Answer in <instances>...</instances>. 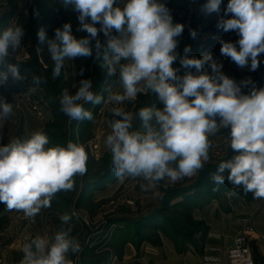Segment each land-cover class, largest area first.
<instances>
[{
	"label": "clouds",
	"instance_id": "9594fccd",
	"mask_svg": "<svg viewBox=\"0 0 264 264\" xmlns=\"http://www.w3.org/2000/svg\"><path fill=\"white\" fill-rule=\"evenodd\" d=\"M222 0H204V11H219ZM78 11L79 28L88 35L77 37L70 22H64L47 39L54 61L53 75H59L64 59L91 56L102 60L109 76L118 74L122 90L110 91L105 98L92 89L91 78H81L74 92L64 90L62 111L74 119H92L93 113L83 102L103 103L112 113L111 131L105 144L112 153L115 175L143 177L145 188H156L165 178L170 182L191 175L208 159L210 133L230 128L229 140L233 155L222 160L212 179H227L242 185L254 197H264V87L241 92L251 78L237 82L221 71L222 64L211 59V53L199 57L186 55L185 45L180 64L196 71L178 74L173 66L177 59L176 37L183 31L182 22H173L162 0H60ZM225 13L218 26L224 31L236 30L237 41L221 39L220 51L239 65L259 66L258 54L264 52V0H227ZM90 18V19H89ZM95 22H100L99 28ZM107 36L102 43L98 33ZM23 28L17 23L0 28V84L9 73L21 78L18 66L6 60L9 49L21 44ZM191 35L195 36L194 29ZM37 36L45 41L46 32ZM94 40V43H93ZM239 45V47H237ZM208 63L212 69L201 71ZM81 71H83L81 69ZM38 84L40 77H32ZM156 93L162 107L141 106L133 113L123 106L134 100L138 92ZM13 111V105L0 96V120ZM220 120L217 122L216 117ZM141 127H134V120ZM86 152L81 144L69 140L66 145H50L42 130L24 138L0 143V202L22 209L33 216L41 207H49L52 196L74 185L73 176L86 170ZM173 162L174 165H173ZM67 223L68 213L60 216ZM71 226L57 230L51 237L37 235L26 238L20 264H73L69 252H78L79 241L72 236Z\"/></svg>",
	"mask_w": 264,
	"mask_h": 264
},
{
	"label": "rangeland",
	"instance_id": "374dc122",
	"mask_svg": "<svg viewBox=\"0 0 264 264\" xmlns=\"http://www.w3.org/2000/svg\"><path fill=\"white\" fill-rule=\"evenodd\" d=\"M37 2L38 0H0V28L17 23L23 28L21 44L15 49H9V55L6 57L9 62L17 64L22 77L21 80H16L17 78L9 73V83H12L10 86L22 87L28 84L44 87V84L53 106L60 104L64 90L74 92L81 78H91L93 91L104 97L110 91L122 90L118 84V74L109 76L101 65L102 60L97 59L95 53L86 61L81 56L66 57L60 74L53 75L54 61L48 51L47 39L54 36L55 28L61 27L64 22H70L75 36L80 37L88 33L79 28V13L72 5L65 6L60 0H43L41 8L37 11ZM162 2L172 15L173 22L184 24L182 33L176 37L177 59L173 61L179 75L189 70L196 71L194 67L188 69L180 64V56L185 55V45H190L191 49L186 55L199 57L203 53H211V59L222 64L221 71L237 82L250 77L252 83L242 85V93H250L252 87H264V52L258 54L259 66L252 70L250 58L248 64L239 65L220 51L221 39L235 42L239 38L236 30L224 31L218 26L221 16L232 15L224 12L227 0H222L219 11L211 13L204 11V0ZM95 23L99 28L100 22ZM41 27L46 32L43 42L37 36ZM192 29L196 32L195 36L191 35ZM98 36L102 43H106L108 37L103 32H99ZM86 62L88 70L82 69ZM0 69L6 70V65L0 66ZM205 70L214 75L208 63L201 69ZM36 76L40 77L38 85L32 79ZM1 86L4 88V83ZM10 86L7 88L13 90ZM155 95L156 93L151 91L138 92L134 100L124 101L123 106L135 113L139 107L146 106L149 99ZM83 103L84 107L93 113L92 119H74L64 113L62 108H57L53 119L55 124L52 127L47 126L43 131L48 135L50 145H66L69 140L81 144L87 156L86 170L74 174L73 187L56 192L51 198L50 206L41 207L33 216H26L22 209H9L5 202H0V225L5 227L3 232H0V264H20L24 256L23 244L26 238L31 239L37 235L51 237L57 230L69 225L70 234L81 245L78 252L67 254L73 264H105L110 257L119 256L125 242L129 240L137 246L143 241L154 244V241L159 242V239L169 237L184 246L190 242L199 245V232L194 233L191 230L198 225L189 219L186 210L188 206L184 205L195 197L198 189L201 193L209 191L208 198L213 194L223 196L229 206L239 198L249 199L252 195L251 191L245 192L242 185L241 190L237 192L234 190L236 185L227 182V179L219 184L212 179V173L216 171L218 164L233 155L228 127H222L208 135V159L191 175L182 176L174 182L165 178L153 189L142 186L146 184L143 177L126 176L120 180L113 170L104 181L91 186L86 193H80L86 178L95 179L107 175L110 166L113 168L112 153L105 144V138L111 131L109 121L112 113L103 103ZM155 107H162V102L159 101ZM216 119L219 122L220 117L217 116ZM139 126L140 121L134 120V127ZM196 183H200V187H197ZM174 194L181 195L175 196L167 203V198ZM204 202V199L200 200V203ZM64 213L71 217L67 223L60 219ZM103 257L105 260H102ZM99 260L101 262L96 263Z\"/></svg>",
	"mask_w": 264,
	"mask_h": 264
},
{
	"label": "crops",
	"instance_id": "0c3cea01",
	"mask_svg": "<svg viewBox=\"0 0 264 264\" xmlns=\"http://www.w3.org/2000/svg\"><path fill=\"white\" fill-rule=\"evenodd\" d=\"M9 78L10 75L4 82V88L0 84V96L12 103L13 111L0 120V143L24 138L36 130L43 131L55 118L44 87L38 84L39 88L28 84L11 87ZM33 102L40 106L41 114L32 109ZM241 188V185H236L234 190L238 192ZM193 198L186 204L190 215L206 224L205 232L199 231V245L189 241L185 250L178 251L174 240L169 237L161 238L159 244L143 241L137 246L129 240L125 242L121 254L110 257L105 264H229L228 249L236 235L246 226L255 229L250 234L255 263L264 264V197H254L252 193L249 199L239 198L230 206L225 203L223 196L214 194L208 198V193L200 192ZM202 199L204 203H200ZM4 228L0 226V232Z\"/></svg>",
	"mask_w": 264,
	"mask_h": 264
},
{
	"label": "trees",
	"instance_id": "16d2710c",
	"mask_svg": "<svg viewBox=\"0 0 264 264\" xmlns=\"http://www.w3.org/2000/svg\"><path fill=\"white\" fill-rule=\"evenodd\" d=\"M43 2V0H38V2L36 3V5H37V11H39V9L41 8L40 6H41V3ZM34 22H35V20H34ZM33 25H34V27H36V25L33 23ZM36 43H37V39H35L34 40ZM85 61L86 60H88V58H90V56H81ZM88 64H87V62L83 65V67H82V69H84V70H88ZM179 73V72H178ZM43 86H44V88H45V91H46V96H47V98H48V100H49V103L51 102L50 101V95H49V93H48V91H47V87L43 84ZM159 102V99H158V97H157V95H155V96H153V97H151V99H149V101H148V103H147V105L146 106H151V107H153L154 108V106L157 104ZM51 104H52V102H51ZM52 106V108H53V110H54V113L56 114V112L58 111V109L57 108H61V104H55L54 106H53V104L51 105ZM53 124H55V123H49L47 126L48 127H52L53 126ZM139 127H141V126H139ZM139 127H137V128H139ZM43 132H45V131H43ZM114 170V167L111 169V166H110V168H109V171H108V173H107V175H102V176H100V177H98V178H95V179H90V178H84L85 180L83 181V183H82V186H81V190H80V193L82 192V193H86V191H87V189H89L91 186H94L96 183H100V182H102V181H104L107 177H109L110 176V174H111V172ZM227 182H228V180H227ZM224 183V182H223ZM196 185H197V187H200V183H196ZM199 190V189H198ZM197 190V192L198 193H200V191H198ZM203 190V189H202ZM184 192V191H183ZM204 193L206 192V191H203ZM209 191H207V193H208ZM178 195H181V194H174V195H171V197L168 199L167 198V200H168V202L167 203H170L171 201H172V199L175 197V196H178ZM164 203H166V200L164 201ZM184 205H186V203H184ZM187 206V205H186ZM185 208H187V207H185ZM187 211H188V216H189V219L192 221V223L193 224H195V225H198L197 226V228H193V229H191L194 233L195 232H199V231H201V232H205V230H206V224L204 223V221H201V220H197V219H194L191 215H190V210L187 208L186 209ZM185 211V210H184ZM1 226V225H0ZM173 239V238H172ZM174 240V242H175V244H176V248H177V250L178 251H183V250H185L186 249V246H184V245H182V244H179L175 239H173ZM159 242H160V239H159ZM159 242L158 241H154V243L155 244H159ZM102 260H105L104 259V257L102 258ZM89 262H91V261H89ZM101 262V260H99V262H96V263H100Z\"/></svg>",
	"mask_w": 264,
	"mask_h": 264
},
{
	"label": "built area",
	"instance_id": "2783aa9c",
	"mask_svg": "<svg viewBox=\"0 0 264 264\" xmlns=\"http://www.w3.org/2000/svg\"><path fill=\"white\" fill-rule=\"evenodd\" d=\"M31 105L34 111L41 114L40 106L36 102ZM254 230L253 226H246L236 235L233 244L228 249L229 264H256L250 236Z\"/></svg>",
	"mask_w": 264,
	"mask_h": 264
}]
</instances>
